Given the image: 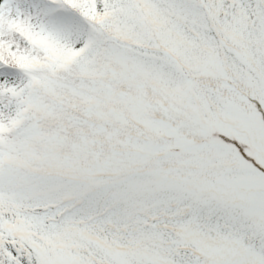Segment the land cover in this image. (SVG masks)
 I'll return each instance as SVG.
<instances>
[{
    "label": "snow or ice",
    "instance_id": "1",
    "mask_svg": "<svg viewBox=\"0 0 264 264\" xmlns=\"http://www.w3.org/2000/svg\"><path fill=\"white\" fill-rule=\"evenodd\" d=\"M0 264H264V0H0Z\"/></svg>",
    "mask_w": 264,
    "mask_h": 264
}]
</instances>
